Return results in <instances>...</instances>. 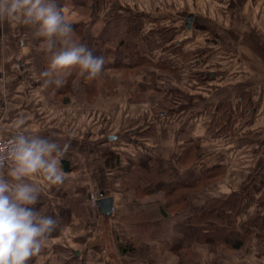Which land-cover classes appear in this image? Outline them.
Returning a JSON list of instances; mask_svg holds the SVG:
<instances>
[{"label":"crops","instance_id":"crops-1","mask_svg":"<svg viewBox=\"0 0 264 264\" xmlns=\"http://www.w3.org/2000/svg\"><path fill=\"white\" fill-rule=\"evenodd\" d=\"M123 3L125 9L137 15L139 24L137 20L133 37L120 42L139 45L141 52H123L124 62L135 61L139 55L149 62L141 66L144 69L135 78V89L141 94L145 92L142 90L160 91V95L150 99V109L163 103L176 110L154 117L153 131L144 125L133 133L136 138L124 137L122 146L117 148L121 174L114 187H118L130 169L139 171L133 172L131 185L124 186L127 198H120L110 188L111 168L104 162V155L110 151V137L105 138L100 131L106 126L107 116L100 118L95 131L91 122L83 135L81 124H77L73 133L67 119L63 120L58 112L60 107L54 98L50 99L52 95L41 85L29 86L31 71L25 78L15 73L13 39L0 37V136L11 134L22 118L26 132L52 138L62 146L69 145L61 161L67 177L63 185L49 186L34 177L42 187V194L36 205L28 207L59 217L57 232L49 237L53 241L67 238L75 243V238L93 231L103 217H108L124 247L118 253L122 264H264L263 255L257 254L261 244L253 236L259 233L257 223H250L257 215L264 219V0ZM139 4L143 6L138 7ZM189 14L191 18L187 21ZM160 41L164 47L155 49ZM160 76H164L165 86L160 84ZM69 102L60 105L67 107ZM195 109L197 113L185 114L186 110ZM174 114L178 117H169ZM189 152L197 156H187ZM123 156L129 169H122ZM154 169L165 171H160L162 181L172 174L175 181L190 187L209 169L224 175L208 186L197 185L202 190L198 193L182 194L183 206L177 210L164 209L165 213L152 217L149 235L138 242V236L128 231L131 226L118 216L131 209L123 203L126 206L131 203L140 210L144 200L133 194L141 189L136 181ZM148 184L144 182L143 186ZM168 185L162 194L170 191L173 182ZM90 192L111 196L110 207L91 204ZM233 193L239 195L237 208L220 207L216 215L225 226L251 230V243L240 249L243 251L226 245L224 249H210L199 241L203 224L192 220L191 215L197 213L200 217V209L209 197L225 198ZM154 199L158 207L165 203L158 192ZM201 219L215 225L214 220ZM82 222L84 227L80 225ZM67 241L60 243V247L64 249ZM95 260L85 264L110 263L108 258Z\"/></svg>","mask_w":264,"mask_h":264},{"label":"rangeland","instance_id":"rangeland-1","mask_svg":"<svg viewBox=\"0 0 264 264\" xmlns=\"http://www.w3.org/2000/svg\"><path fill=\"white\" fill-rule=\"evenodd\" d=\"M142 1L145 3L146 0ZM123 2L132 4L136 2V0H57L58 7L62 8L64 14L73 22L74 40L77 43L87 45V47L93 51L95 56H103L105 59L101 74L94 80L85 81L79 76L77 71H73L72 74L66 78L69 80L59 88L54 85L49 87L43 85V79L40 73L47 69L50 61V55L43 50V39L34 38L32 35L33 30L31 28L15 21L11 23L5 22L3 25H0V37L13 39L15 73H17L19 77L25 78V75L28 76L29 71H31L33 77L30 79L29 86H34L35 84L41 85L52 95L50 99L52 97L54 98L56 106L60 107L58 112H60L63 120L67 119L69 126H71L70 128L74 129L72 130L73 133H75V127L77 124H81V135H83L86 131V127L91 124V122L94 126L92 130L95 131V127L100 121V118H102V116H107L106 126H104L103 129H100V131L104 133L105 138L106 136L110 137L109 150L110 152L112 151L115 153L119 152L117 148L122 146V142L125 140L123 139L124 137L128 136L130 140L131 137L136 138L135 136H132L133 133L139 132L145 127L144 125H148L149 127L145 128L153 131L154 117L159 118L176 112L175 109H171L169 106L170 104L162 105L163 103L158 104L156 109H150V99H153L156 95H160V91L155 93L153 91L150 92V90H142L145 92L141 94L135 89V78L139 76V71L144 69V66H141L149 62L142 60L138 65H130L129 59H126V64L129 65L124 64L123 52H138L139 54L141 52L139 45L134 47L132 43L124 45L120 42L129 39V37H133L135 32H137V29L134 28L137 15L131 10L125 9ZM150 3H152V0H150ZM140 5L141 4H139L138 7ZM150 8H153V6H150ZM139 14L142 15L140 12ZM139 14L138 16L140 17ZM147 18H144V20ZM160 47H164V45H161V41L159 44H156L155 49ZM22 57H24V60L21 59ZM144 75L147 77V80H150L148 74ZM160 77L162 80L160 84L165 86V84L162 83L164 81V76ZM65 98L70 101L67 104L69 106L66 105L67 107H63L65 105L64 103L68 101L64 100ZM120 102H125L126 104L120 105ZM60 103H63L64 105H60ZM76 111H78L77 114ZM162 112L163 114H161ZM140 113L141 115H139ZM192 113H197V110L185 111L186 115H191ZM134 116L141 117H138L137 119ZM169 117L177 118L178 116L174 114ZM89 134L88 130V135ZM175 148L176 147L173 149ZM123 154L124 153H122V155ZM119 160L118 157L117 163L115 164L116 166L111 168L110 176L112 179L110 181V188L116 192V195L119 193L118 195L123 199L128 197L127 188L124 186L131 185L134 175L133 172L138 171V168H134L137 170L130 169L131 171L129 174L119 181L118 187H114L118 184V177L121 174L119 172ZM122 160H124V162H122V169H129L130 166L128 160H125L124 156ZM114 161L115 156L110 160L111 165ZM154 167L156 166H152V168ZM154 175L155 174L151 172H146L145 175L143 173V180L146 177ZM223 175L224 173L218 175L214 174L213 176L206 178V182L202 183H207L205 186H208L212 182H215L217 177ZM158 180L160 179L154 177L152 183L143 186L144 182L140 180L139 176L136 185L138 186L139 184L141 189L138 188V193L133 192V194L144 200L140 210L135 212L137 208H135L133 204L130 203L129 206H126V204L123 203L125 207H131V209H129V211L126 210V212L123 210L121 215L118 216V218L121 217V219H123V223H127L128 226H131L128 231L131 234L133 233L134 236L136 234L138 238H140L138 242L149 235L148 230L152 223V221H150L151 218L154 216H160L158 207L154 206V203L157 202L154 199L157 192L161 200H164L165 202H167V200H170L169 202H171L172 200L173 202L175 195L178 193L185 194L187 191L190 193H198L202 191L197 188L195 183L188 190H186L187 188H179L181 183L175 181V177L172 174L167 177L165 181ZM170 182H173V187L177 185L179 189H176L171 193L172 195L167 194V190L162 194L165 189L164 186H170L168 185ZM160 184L162 185L160 186ZM173 187H169L170 191L173 190ZM228 198L229 196L225 198L211 196L206 200L205 204L200 209L202 213L200 219L197 221L203 224L204 230L214 228L215 226L217 227L220 220L224 222L223 219H220L219 215L217 219L218 222L207 215L218 214L220 207H229L225 204L228 203L226 202ZM224 200L225 202H223ZM179 207V205L172 204L170 207L166 208V211L172 212ZM192 216L193 214L191 217ZM201 217L205 220H214L215 225H211L212 222L202 220ZM263 223L264 220L258 218L257 224L255 225L257 230H259L261 237L259 239V233L256 234V240L261 244L257 254L263 255L264 260V233L262 234L261 229L257 227L258 224L261 226ZM80 225L84 227L83 222ZM56 232L57 230L52 232L49 237ZM49 237L44 242L41 252L34 256L28 264H85L86 262L94 263L96 261L95 258L99 259L101 257L105 258V260L106 258L110 259L108 260L110 262L109 264H122L118 257V253L123 245L118 241L117 233L113 228V222H109L108 217H103L102 221L98 222L96 229L93 231H89L88 234L75 238L77 240L75 243L67 241V238L64 240L56 238V241H53L54 239L50 240ZM65 241H67V245H65V248L63 249L60 247V243L63 244ZM134 241L135 239L133 238V243ZM216 247L224 249L219 243L211 245L212 249H215ZM217 253L219 254V251ZM100 260H98V263H101Z\"/></svg>","mask_w":264,"mask_h":264},{"label":"clouds","instance_id":"clouds-1","mask_svg":"<svg viewBox=\"0 0 264 264\" xmlns=\"http://www.w3.org/2000/svg\"><path fill=\"white\" fill-rule=\"evenodd\" d=\"M13 21L43 39V50L50 55L47 69L40 73L45 87H62L73 71L85 81L101 74L104 57L74 40L73 22L57 0H0V25ZM23 123L19 119L10 138L0 144V264H28L60 223L58 216L28 206L36 205L42 194L34 177L49 186L63 185L67 177L61 161L69 145L26 132Z\"/></svg>","mask_w":264,"mask_h":264},{"label":"trees","instance_id":"trees-1","mask_svg":"<svg viewBox=\"0 0 264 264\" xmlns=\"http://www.w3.org/2000/svg\"><path fill=\"white\" fill-rule=\"evenodd\" d=\"M137 20L138 19L136 18V21ZM135 59H136L135 61L133 59H129L130 65H133V64L138 65L139 63L142 62V59L140 58V55L135 57ZM126 63L127 62H124V64H126ZM126 65H129V64H126ZM68 80L69 79H66L65 83ZM64 100H67V98H65ZM189 155L190 156H193V155L197 156V154H193V152L187 153V156H189ZM113 156H115V161L111 165L110 160H111V158ZM181 159H182V157H181ZM117 160H118V155L115 152H112V151L110 152L109 151L108 153H106L104 155V162L110 168H113V167L116 166L115 164L117 163ZM160 171H164V170H160ZM160 171H157V170L154 169L153 170V173L155 174L154 176L146 177L144 180H143V177H142L141 180L143 182H146V183L147 182L152 183L154 181V177L160 179V177H159L160 173H161ZM214 174L218 175V174H222V173L220 171H212L211 169H209L207 171H204L202 173V175L200 176V178L195 181V185H199L202 182H206V178L211 177ZM158 181H162V179H160ZM202 184H204V183H202ZM188 187H190V186H187L185 184H180L179 188H188ZM179 188H178L177 185H175L172 188L173 190L169 191L167 194H171L176 189H179ZM230 196H229V198L227 200L225 199L226 202H228V203H225V204L227 206H229V207H224V208L235 210L237 208L236 201H237V198H238L239 195H238V193H233ZM225 200L223 202H225ZM169 201L170 200H167V202H165L161 207L160 206L158 207L157 203H154V204H156L155 206L158 207L159 215L162 214V213H165L166 208L170 207L172 204L179 205L180 207H182L183 206V202H184V198H183L182 194L178 193V194L175 195V198H174L173 202H172V200H171V202H169ZM135 212H138V210H135ZM207 216L213 218L216 221L218 219V216L216 214H208ZM259 217H260L259 215L255 216L254 218L251 219L250 223H253V222L257 223V220H258ZM191 219L198 221L200 219V217L198 215L194 214L191 217ZM262 220H264V219H262ZM219 222L220 223L217 224V227L215 226L214 228H210V229H205V230L199 231L200 232L199 233V241L201 243L207 245L210 249H212L211 248L212 244L214 245V244H217V243L221 244L220 246L224 247V245H226V246H229V247L237 249V250L243 249L247 245H249L250 239L252 238L251 230H241L238 226L228 227V226H225L221 220ZM257 227H259L261 229V231L264 228L262 225L260 226L259 224H258ZM253 236L256 237L257 236L256 233ZM258 238L259 239L261 238L260 237V233L258 235ZM138 239H140V238H138ZM121 249H124V247L121 246Z\"/></svg>","mask_w":264,"mask_h":264},{"label":"built area","instance_id":"built-area-1","mask_svg":"<svg viewBox=\"0 0 264 264\" xmlns=\"http://www.w3.org/2000/svg\"><path fill=\"white\" fill-rule=\"evenodd\" d=\"M217 1H219V2H227V1H229V0H217ZM10 135H11V134L4 135V136H0V144H3V142H4L6 139L10 138ZM100 197H101V196H98V193H97V192H90V194H89V199H90V202H91L92 204H94V203H95Z\"/></svg>","mask_w":264,"mask_h":264},{"label":"water","instance_id":"water-1","mask_svg":"<svg viewBox=\"0 0 264 264\" xmlns=\"http://www.w3.org/2000/svg\"><path fill=\"white\" fill-rule=\"evenodd\" d=\"M191 18V15L189 14L187 17H186V20L189 21V19ZM112 197L111 196H102L100 197L96 202L100 205H102L104 208H108L110 207V203H111V199Z\"/></svg>","mask_w":264,"mask_h":264}]
</instances>
